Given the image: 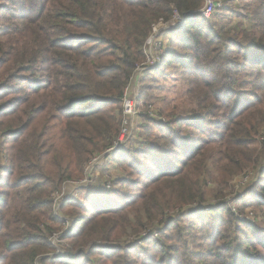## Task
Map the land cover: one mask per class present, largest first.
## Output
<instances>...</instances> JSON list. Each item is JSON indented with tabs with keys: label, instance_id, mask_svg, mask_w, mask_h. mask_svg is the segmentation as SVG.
Wrapping results in <instances>:
<instances>
[{
	"label": "trees",
	"instance_id": "obj_1",
	"mask_svg": "<svg viewBox=\"0 0 264 264\" xmlns=\"http://www.w3.org/2000/svg\"><path fill=\"white\" fill-rule=\"evenodd\" d=\"M238 1L0 0V264H264V0ZM160 36L139 138L110 152ZM102 156L112 188L57 216Z\"/></svg>",
	"mask_w": 264,
	"mask_h": 264
},
{
	"label": "rangeland",
	"instance_id": "obj_2",
	"mask_svg": "<svg viewBox=\"0 0 264 264\" xmlns=\"http://www.w3.org/2000/svg\"><path fill=\"white\" fill-rule=\"evenodd\" d=\"M216 1L221 6L220 0H216ZM238 4L240 5V7L239 6H237V7L238 8H241V6H243V4H244V1L239 0L238 1ZM204 5H205V0H204ZM232 6L235 7L234 5H232ZM215 13L216 12H214L213 14H215ZM213 14L210 17H207V18H211L213 16ZM179 26L180 25H175V27H179ZM165 39H167V38L166 37H162V36H160L159 39H156V37H155L154 38V42H152V44H150V45H152V47H153V43L154 44H157V45H162V44H164ZM145 73L146 72H144L141 76H140V74L139 75L137 74L136 78L133 80V82L125 90V93H127L128 95L126 97L124 95L123 110H124V115L125 116H124L123 121L127 117H129L128 119H129V122H130V127H129V135L126 136V138H125V143H123V145L120 146V148H122V150L125 149L128 146H131V147L134 146V141L136 140L135 139V136H138L137 138H139V135H140L139 127L141 126V124L144 125L143 119L140 117V115L137 114V111H138L137 105H138L139 97H140V94H141L140 93L141 88H142L141 87V81H142V78H144L143 76L145 75ZM175 83L177 85V88H175V89H173L171 87V84H169V83H167L165 85V88L162 90V92L160 93V96L158 97L159 100H161L164 96H167V97H169L171 99H177L175 102H177L179 104V102L183 99V90L181 89L182 82L178 80ZM156 105H158V103ZM131 107L133 108V111L134 110L136 111V114H134V115L129 114V110H130ZM184 107H185V110L188 109L189 104H188L187 101L184 102ZM139 114H141V111L139 112ZM120 138H121V136H119V139ZM130 139H131V141H130ZM261 141H264V138L263 137H261ZM104 160H105V158L103 156L100 157V158L97 157V161H95L92 164V166H89L88 173H89V177L90 178H89V185L87 187H85L86 189H88V187L89 188H92L93 186H95L97 184L100 185V188H104L105 185L108 186V184H110V186L112 188V182L110 181V179H111V177L114 176L113 174H114V172H115V170L117 168L114 164L117 165V163H116L115 160L112 161L111 159H109L107 162H104ZM94 166H97L98 169L101 168V166H102V168H101L100 171L97 169L99 171V172H97V174H91V171L93 170L92 167H94ZM104 167L105 168H108L110 170V172H108L109 175L107 177L109 179L105 180L103 178L104 181L100 182V177H102L101 171H103V175H104L105 172H107V171H104L103 170ZM242 178H243V174L240 175L238 178H236L234 181H237V182L240 183V181L242 180V182H244ZM65 186L66 185H64V187ZM238 186H240V184ZM64 187L62 188L61 192L56 193L54 197L57 198L60 195H63V194L65 195L66 187H65V189H64ZM74 189H75L74 186H71V187L70 186H67V191H69V190L73 191ZM78 192H80V191H78ZM78 192H77V194H78ZM100 193L101 192H99V194ZM227 197H228V195H227ZM230 198L231 197H229V199ZM60 206H61L60 204H57L56 203L55 213H56L57 216L59 215ZM187 220H189V219H187ZM59 237H61V236L57 235L55 238L57 239ZM120 240L127 243V242L130 241V238L129 237H126V236H121L120 237ZM57 254H60V250H59V253H57Z\"/></svg>",
	"mask_w": 264,
	"mask_h": 264
},
{
	"label": "built area",
	"instance_id": "obj_3",
	"mask_svg": "<svg viewBox=\"0 0 264 264\" xmlns=\"http://www.w3.org/2000/svg\"><path fill=\"white\" fill-rule=\"evenodd\" d=\"M220 6V4L216 1V0H205V5L204 8L202 10V13L204 14L205 17H210L215 10ZM152 42L150 41L146 47V53H147V59L145 63H142L138 70H137V74L140 76L146 72L147 70H149L150 68H153L157 65L159 57H158V48L159 45L154 44V46L152 47ZM137 76V75H136ZM136 78V77H135ZM128 94L125 93V97ZM131 111V112H130ZM129 114L134 115L136 114V111H133V108L131 107L129 110ZM129 117H127L122 124V132L120 134L121 138L119 139V141L117 142L116 146L110 150V152L113 151H118L120 146L123 145V143H125V138L126 136L129 135V127H130V122H129ZM95 161H97V159H93L92 162L90 163V165H92ZM89 185V177L83 179V180H77V181H70L68 182V184L65 186L66 187V192L65 195H60L57 198L55 197V203L57 204H62L64 201L68 200L70 197L74 196L77 194V192L82 189L85 188ZM67 186H74V190L71 191H67ZM64 187V189H65ZM111 186L108 185L107 189H110ZM57 253H59V250L57 251Z\"/></svg>",
	"mask_w": 264,
	"mask_h": 264
}]
</instances>
